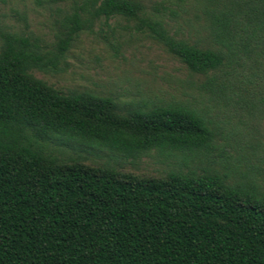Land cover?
<instances>
[{
	"label": "trees",
	"instance_id": "obj_1",
	"mask_svg": "<svg viewBox=\"0 0 264 264\" xmlns=\"http://www.w3.org/2000/svg\"><path fill=\"white\" fill-rule=\"evenodd\" d=\"M198 3L211 46L170 35L138 0H82L80 10L152 22L189 71L209 75L212 94L239 102L215 73L235 58L264 56V0ZM66 20L54 50L16 32L1 35L0 264H264V192L236 166L139 176L50 151L68 141L132 158L174 152L187 163L215 148V127L186 104L121 112L110 96L65 93L34 76L57 69L86 21L77 12Z\"/></svg>",
	"mask_w": 264,
	"mask_h": 264
},
{
	"label": "rangeland",
	"instance_id": "obj_2",
	"mask_svg": "<svg viewBox=\"0 0 264 264\" xmlns=\"http://www.w3.org/2000/svg\"><path fill=\"white\" fill-rule=\"evenodd\" d=\"M144 16L161 20L170 35L211 46L209 21L198 0H138ZM82 0H0L1 35L16 32L54 50L68 30L73 12L86 19L71 40L64 58L52 71L32 73L62 92L86 91L112 97L121 112L133 106L182 103L196 108L215 127V148L208 157L188 159L151 150L137 158L106 149L85 148L76 142H54L49 149L61 160L110 166L121 173L164 177L172 169H216L248 173L264 192V56L250 54L217 71L227 102L211 93L209 77L192 73L171 54L152 22L123 16L105 18L80 10ZM257 59V61H256ZM222 82V83H221ZM246 100V101H245ZM233 175V174H232ZM236 175V176H238ZM244 180V178H241Z\"/></svg>",
	"mask_w": 264,
	"mask_h": 264
}]
</instances>
